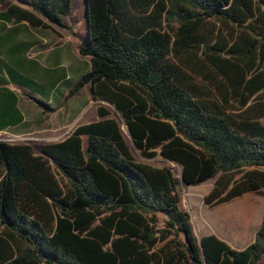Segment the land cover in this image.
<instances>
[{
    "label": "trees",
    "instance_id": "1",
    "mask_svg": "<svg viewBox=\"0 0 264 264\" xmlns=\"http://www.w3.org/2000/svg\"><path fill=\"white\" fill-rule=\"evenodd\" d=\"M16 1L0 22L64 28L72 5ZM84 1L89 70L66 97L89 84L118 117L99 105L39 153L0 140V264H264V203L237 249L196 236L178 194L212 179L206 207L264 198V0ZM156 156L179 176L138 158Z\"/></svg>",
    "mask_w": 264,
    "mask_h": 264
},
{
    "label": "crops",
    "instance_id": "2",
    "mask_svg": "<svg viewBox=\"0 0 264 264\" xmlns=\"http://www.w3.org/2000/svg\"><path fill=\"white\" fill-rule=\"evenodd\" d=\"M58 31L55 27H31L26 22H0V135L6 136L0 140L8 141V136L31 135L30 140L38 142L39 146L60 140L63 132L57 134V130L70 126L93 101L91 92L88 96L83 93L82 101L78 97L69 103L70 113L69 109L62 111L59 106L62 99L59 95H66L65 90L71 82L89 70V59L77 53L75 48L70 51L65 47L67 43L60 40ZM33 97L52 104L55 111L51 115L59 111L56 124L52 125V117L43 113ZM87 122L91 120L84 123ZM221 228L219 226V238L234 247L227 231H221ZM203 234L207 233L198 232V236ZM251 240H245L242 245Z\"/></svg>",
    "mask_w": 264,
    "mask_h": 264
},
{
    "label": "rangeland",
    "instance_id": "3",
    "mask_svg": "<svg viewBox=\"0 0 264 264\" xmlns=\"http://www.w3.org/2000/svg\"><path fill=\"white\" fill-rule=\"evenodd\" d=\"M11 2H17L16 0H0V10L4 9ZM63 22L65 27L54 26L58 28V34H60V40H64L67 43L68 49L70 51L76 50L78 53V47L86 38L87 34V24H86V14H85V1L84 0H72L71 12L67 16H63ZM57 30V29H55ZM52 32V30H50ZM85 57V56H83ZM82 57V58H83ZM85 73V72H84ZM83 74V73H82ZM81 74V75H82ZM78 78V77H77ZM76 78V79H77ZM82 94H80V91ZM76 95L71 97H66V95H59V99L64 111L69 109V103L75 98H78L82 101L88 94H90V85L86 84ZM85 93V95L83 94ZM63 96V97H62ZM58 99V100H59ZM43 101V100H42ZM52 106V104H49ZM54 105V104H53ZM103 105L110 110V116H117L115 108L109 102L104 100H93L88 103L85 107V110L82 112L79 117H76L73 123L70 126H65V128H60L57 130V134H63L60 138L65 137L70 133L75 126L83 124L87 120L99 119L97 115V107ZM42 110L43 107L39 106ZM53 107V106H52ZM54 110L48 111L45 110L43 113H47L49 117H52V125L56 124L59 111L54 114H50ZM69 109V113H70ZM51 124L50 120L48 119ZM122 130L128 135L125 125L122 124ZM64 130V131H63ZM5 135V134H4ZM8 136V135H7ZM11 142H29L33 146L35 153L40 152V146L38 142L30 140L31 135H21V136H8ZM0 138H6V136H1ZM39 149V151H38ZM140 160L146 161L150 164L156 166L168 165L171 167V170L176 176H179V165L174 162H169L163 159L160 156L154 158H143L138 157ZM212 184V179L206 180L196 186H187L182 187L179 185L178 194H179V208L185 209L190 215V222L192 230L198 236V232L205 233H215L219 237V226L222 228L221 231H227V234L230 237L231 243L233 242V248H241L243 242L249 238H253L254 230L258 227L261 218V211L264 203V198L260 195L253 193H244L241 196L234 198L228 202H224L213 207H206L202 204V196L209 190ZM198 230V231H197ZM224 233V232H223Z\"/></svg>",
    "mask_w": 264,
    "mask_h": 264
},
{
    "label": "water",
    "instance_id": "4",
    "mask_svg": "<svg viewBox=\"0 0 264 264\" xmlns=\"http://www.w3.org/2000/svg\"><path fill=\"white\" fill-rule=\"evenodd\" d=\"M86 14V13H85Z\"/></svg>",
    "mask_w": 264,
    "mask_h": 264
}]
</instances>
